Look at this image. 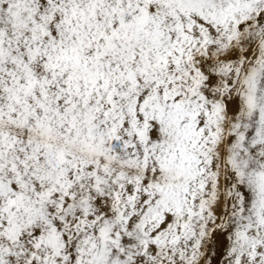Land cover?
I'll use <instances>...</instances> for the list:
<instances>
[{"label":"snow or ice","instance_id":"1","mask_svg":"<svg viewBox=\"0 0 264 264\" xmlns=\"http://www.w3.org/2000/svg\"><path fill=\"white\" fill-rule=\"evenodd\" d=\"M0 264H264V0H0Z\"/></svg>","mask_w":264,"mask_h":264}]
</instances>
